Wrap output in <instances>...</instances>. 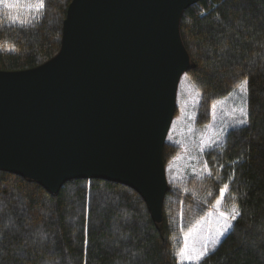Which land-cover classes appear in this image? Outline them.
<instances>
[{"label":"trees","instance_id":"1","mask_svg":"<svg viewBox=\"0 0 264 264\" xmlns=\"http://www.w3.org/2000/svg\"><path fill=\"white\" fill-rule=\"evenodd\" d=\"M72 1L43 0L21 23L0 6V71H29L56 58ZM180 34L193 65L186 75L201 97L196 127L209 126L213 106L245 79L248 122L203 152L202 175L174 181L168 174L161 226L126 185L73 180L53 195L0 170V264H180L183 234L210 214L225 185L222 210L235 207L239 215L199 264H264V0H202L183 13ZM181 152L182 145L166 143L165 166Z\"/></svg>","mask_w":264,"mask_h":264},{"label":"water","instance_id":"2","mask_svg":"<svg viewBox=\"0 0 264 264\" xmlns=\"http://www.w3.org/2000/svg\"><path fill=\"white\" fill-rule=\"evenodd\" d=\"M202 0H73L59 55L0 71V170L57 195L73 180L137 191L161 226L164 148L192 68L183 13Z\"/></svg>","mask_w":264,"mask_h":264},{"label":"rangeland","instance_id":"3","mask_svg":"<svg viewBox=\"0 0 264 264\" xmlns=\"http://www.w3.org/2000/svg\"><path fill=\"white\" fill-rule=\"evenodd\" d=\"M37 3L38 0H19V2L17 0H0V6L6 10L9 20L14 23L28 21L33 17L35 12H30L27 5L31 4L35 7ZM200 98V93L195 89L189 77L184 74L178 87L175 117L166 140L167 143L182 145V152L178 159L165 166L169 187L168 174L174 181H180L187 176L197 177L205 173L201 167L203 152L221 144L228 130L243 126L248 122L247 92L242 93L237 88L233 95L218 101L213 106L212 123L204 129H198L195 123ZM240 108L245 109V115L241 114ZM241 120L247 122L240 123ZM226 193L227 190L223 198L221 195L219 197L222 199V203ZM222 203L219 206L215 204L208 216L183 234L182 248L185 243L188 244L189 249H202L206 245L208 253L204 257L205 259L219 247L223 239L231 232L236 220L229 218L230 226L227 231L223 232V235H220L225 224L224 217L220 216V212H224ZM178 261L181 264L179 259ZM183 264H191V262L185 260Z\"/></svg>","mask_w":264,"mask_h":264},{"label":"snow or ice","instance_id":"4","mask_svg":"<svg viewBox=\"0 0 264 264\" xmlns=\"http://www.w3.org/2000/svg\"><path fill=\"white\" fill-rule=\"evenodd\" d=\"M17 2H19V0H17ZM27 7L29 8L30 12L38 13L44 7L43 0H38V3L36 4L35 7H33L31 4H28ZM10 50H14V48ZM238 88L242 93H246L248 91V81L246 79L242 81L238 85ZM239 111L241 112L242 115H245L244 108H240ZM239 122L246 123L247 121L241 120ZM226 190H227V185H225L224 188L221 189V198H223ZM221 203H222V199L216 200L217 206L221 205ZM238 215L239 212L236 210L235 207H233L232 212L230 214L225 212H220V216L224 217L225 219V224L223 226V230L221 231L220 235H223V232L227 231V228L230 226L228 224V219L230 218L234 220L237 218ZM207 253H208V249L206 245L202 249H196V248L189 249L188 244L185 243L183 248H180L176 251L175 256L181 261V264H183V261L185 260L190 261L191 264H199V262L204 259Z\"/></svg>","mask_w":264,"mask_h":264}]
</instances>
